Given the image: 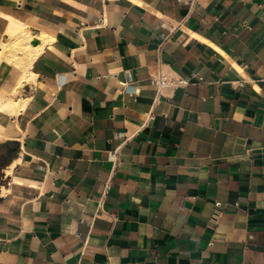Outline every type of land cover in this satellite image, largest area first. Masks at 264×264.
I'll return each mask as SVG.
<instances>
[{"label":"crops","instance_id":"0c3cea01","mask_svg":"<svg viewBox=\"0 0 264 264\" xmlns=\"http://www.w3.org/2000/svg\"><path fill=\"white\" fill-rule=\"evenodd\" d=\"M15 27L0 264H264V0H0Z\"/></svg>","mask_w":264,"mask_h":264},{"label":"bare ground","instance_id":"6f19581e","mask_svg":"<svg viewBox=\"0 0 264 264\" xmlns=\"http://www.w3.org/2000/svg\"><path fill=\"white\" fill-rule=\"evenodd\" d=\"M13 23L15 22L14 20L12 21ZM23 26V25H22ZM11 27V26H10ZM13 27V26H12ZM24 27V26H23ZM22 28V27H21ZM21 28H19V27H15L13 30H12V34L13 35H17V34H19L20 33V30H21ZM11 30V29H10ZM10 33V32H9ZM48 45V44H47ZM47 45H45V46H47ZM27 46V45H26ZM1 48V47H0ZM51 48V47H50ZM5 49H6V46H3V51L2 52H0V56H2V55H6V54H8V57H7V59L9 60V58H10V56L12 55V58L15 56V54H14V56H13V54H11L10 55V52L8 51V52H6L5 51ZM15 51V50H14ZM12 53V52H11ZM17 55V54H16ZM3 57V56H2ZM28 57V56H27ZM29 59H30V57H29ZM18 61H19V58H18ZM31 65H32V62H30L29 61V64H28V66H27V64H26V66L24 67V70H25V73H24V76L22 77V81H21V83H20V85H19V88L20 89H22V86H23V82H26V84H27V81L29 82H32L31 81V79H33V74L31 73L32 71H30V68H31ZM32 69V68H31ZM35 78V77H34ZM34 81V80H33ZM28 84H30V83H28ZM17 89H18V87H17ZM19 89V90H20ZM24 89V88H23ZM19 90H15V92L13 93L14 95L11 97V98H9V99H7V100H5V101H2L1 102V104H0V111H2V112H5V113H9V114H16V113H18L19 112V110L20 109H22V108H24L25 107V104H26V101H23L24 99H20V100H17L15 97L16 96H18L19 94H20V91ZM23 110V109H22ZM0 138H1V136H0ZM8 140V139H7Z\"/></svg>","mask_w":264,"mask_h":264},{"label":"rangeland","instance_id":"374dc122","mask_svg":"<svg viewBox=\"0 0 264 264\" xmlns=\"http://www.w3.org/2000/svg\"><path fill=\"white\" fill-rule=\"evenodd\" d=\"M22 35V36H21ZM18 38L21 36L23 39H25L26 40V42L25 43H20V41H17V42H15L14 44H13V47H8L7 49L9 50V51H14L13 53L15 54V56H14V54L13 53H11V54H13V58H12V55L10 56V58H9V60L10 59H14V60H16V61H18V58H19V61H21L23 64H24V67L26 66V64H27V66H28V64H29V61L30 62H33L35 59H36V57L37 56H33L32 55V49L28 46L29 45V41H30V39H31V35H25L24 33H19V34H17L16 35ZM27 45V46H26ZM37 52H38V50H37ZM39 53V52H38ZM17 54V55H16ZM38 55V54H37ZM28 56V57H27ZM29 57H30V59H29Z\"/></svg>","mask_w":264,"mask_h":264},{"label":"built area","instance_id":"2783aa9c","mask_svg":"<svg viewBox=\"0 0 264 264\" xmlns=\"http://www.w3.org/2000/svg\"><path fill=\"white\" fill-rule=\"evenodd\" d=\"M155 82L159 89L166 87H183L188 84V81L184 78H170L162 73L157 75Z\"/></svg>","mask_w":264,"mask_h":264}]
</instances>
